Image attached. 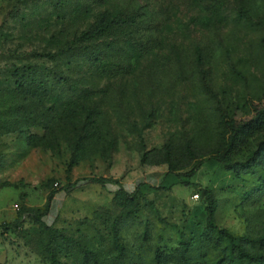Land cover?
Here are the masks:
<instances>
[{
  "label": "rangeland",
  "instance_id": "obj_1",
  "mask_svg": "<svg viewBox=\"0 0 264 264\" xmlns=\"http://www.w3.org/2000/svg\"><path fill=\"white\" fill-rule=\"evenodd\" d=\"M261 106L264 0H0V264H249L206 206L264 236Z\"/></svg>",
  "mask_w": 264,
  "mask_h": 264
},
{
  "label": "trees",
  "instance_id": "obj_2",
  "mask_svg": "<svg viewBox=\"0 0 264 264\" xmlns=\"http://www.w3.org/2000/svg\"><path fill=\"white\" fill-rule=\"evenodd\" d=\"M82 36L84 38H88L89 34L83 33ZM264 120V106L261 107H254L253 109V115L247 120L243 121H235L233 119H221V123L225 127L228 136H227V142L225 144V153L233 151V149L240 145L246 138L249 137L251 131L259 125ZM262 151L261 153H259ZM264 151V141L262 145L260 146L258 153H250L242 162H233L229 161L225 155L218 156V161L221 162L227 169L233 171L234 173L237 172L238 167L240 168H251L256 162H258V159L260 157V154H262ZM256 154V155H255ZM167 163V161H164ZM70 164H73V161L70 162ZM170 165L167 163V171L165 172L163 178L159 182V184L154 188H166L168 183L172 181L173 177L171 174ZM91 182L95 183H104V182H111L114 184H117V181L111 177H91L89 179ZM117 192L115 193V198L117 200H122L124 198L129 197L131 194L126 193L117 184ZM214 206L212 199H209V204L206 206L207 210V219L205 224V229L212 231L216 234V236L223 238L226 240L230 250L234 253L235 258L238 261H244L249 264H264V255L260 253H250L248 252L243 246L242 242H250L252 244H257L259 246L264 247V236H259L255 238H250L247 236H234L230 234L226 229L224 228H218L215 226L212 222L213 219V211ZM10 225H13L12 222L8 223H0V228H6ZM179 257L181 260V264H186L184 255L182 252L179 253Z\"/></svg>",
  "mask_w": 264,
  "mask_h": 264
},
{
  "label": "built area",
  "instance_id": "obj_3",
  "mask_svg": "<svg viewBox=\"0 0 264 264\" xmlns=\"http://www.w3.org/2000/svg\"><path fill=\"white\" fill-rule=\"evenodd\" d=\"M193 197H194V198H196V197H197V195H196V194H193Z\"/></svg>",
  "mask_w": 264,
  "mask_h": 264
}]
</instances>
